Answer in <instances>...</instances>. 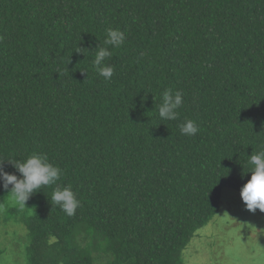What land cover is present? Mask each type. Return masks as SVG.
Segmentation results:
<instances>
[{
  "label": "trees",
  "instance_id": "trees-1",
  "mask_svg": "<svg viewBox=\"0 0 264 264\" xmlns=\"http://www.w3.org/2000/svg\"><path fill=\"white\" fill-rule=\"evenodd\" d=\"M109 28L126 40L106 80L93 61ZM168 89L183 94L175 121L159 117ZM262 148L264 0H0V162L62 169L26 204L29 264H183ZM69 185L74 216L51 200Z\"/></svg>",
  "mask_w": 264,
  "mask_h": 264
},
{
  "label": "rangeland",
  "instance_id": "rangeland-1",
  "mask_svg": "<svg viewBox=\"0 0 264 264\" xmlns=\"http://www.w3.org/2000/svg\"><path fill=\"white\" fill-rule=\"evenodd\" d=\"M11 189L0 197V264H29V231L23 219L32 211L13 199ZM85 246V233L77 240ZM95 264L113 258L94 252ZM183 264H264V213H250L240 193L225 188L219 212L197 231L182 252Z\"/></svg>",
  "mask_w": 264,
  "mask_h": 264
},
{
  "label": "clouds",
  "instance_id": "clouds-1",
  "mask_svg": "<svg viewBox=\"0 0 264 264\" xmlns=\"http://www.w3.org/2000/svg\"><path fill=\"white\" fill-rule=\"evenodd\" d=\"M126 40L125 33L119 29H107L105 45L110 47H98L93 61L97 73L106 80H110L115 72V67L106 64L105 61L112 57L113 50L120 48ZM83 51L80 48L81 52ZM183 106V94L181 91L173 92L165 90L162 96V103L159 106V117L162 120L175 121L179 117L178 109ZM182 135L195 136L200 131L195 120H186L180 126ZM7 161L19 173L20 176L10 174L4 170V163ZM0 162V184L5 190L11 186V195L15 202L25 207L30 197L37 189L43 186L56 185L62 175V169L49 162L47 154L33 153L26 160L19 161L8 159ZM248 163L253 166L251 179L241 188L240 197L250 213H264V148L253 152ZM52 202L58 205L68 216H74L80 207L77 194L71 186H57L52 193ZM55 240L53 236L51 238Z\"/></svg>",
  "mask_w": 264,
  "mask_h": 264
}]
</instances>
